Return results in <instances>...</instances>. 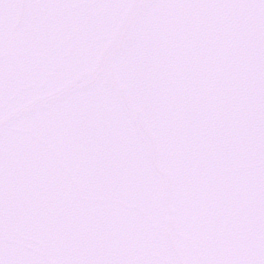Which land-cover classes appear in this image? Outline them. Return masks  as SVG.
<instances>
[{
  "label": "snow or ice",
  "instance_id": "1",
  "mask_svg": "<svg viewBox=\"0 0 264 264\" xmlns=\"http://www.w3.org/2000/svg\"><path fill=\"white\" fill-rule=\"evenodd\" d=\"M0 264H264V0H0Z\"/></svg>",
  "mask_w": 264,
  "mask_h": 264
}]
</instances>
